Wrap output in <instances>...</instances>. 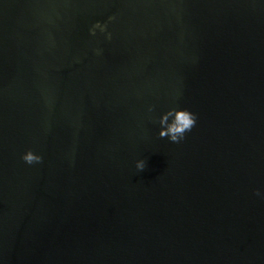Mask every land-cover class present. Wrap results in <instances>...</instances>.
Here are the masks:
<instances>
[{
    "label": "water",
    "instance_id": "95a60500",
    "mask_svg": "<svg viewBox=\"0 0 264 264\" xmlns=\"http://www.w3.org/2000/svg\"><path fill=\"white\" fill-rule=\"evenodd\" d=\"M256 190L264 0H0V264H264Z\"/></svg>",
    "mask_w": 264,
    "mask_h": 264
},
{
    "label": "clouds",
    "instance_id": "9594fccd",
    "mask_svg": "<svg viewBox=\"0 0 264 264\" xmlns=\"http://www.w3.org/2000/svg\"><path fill=\"white\" fill-rule=\"evenodd\" d=\"M171 117L169 120L168 118ZM196 123V114L184 107H170L161 118V124L164 127L159 131L161 137H167L169 141L178 143L183 141L185 133L191 131ZM21 159L27 163H39L42 158L31 150H26L21 154ZM137 168H143V162H137ZM256 195L264 197L260 191L256 190Z\"/></svg>",
    "mask_w": 264,
    "mask_h": 264
}]
</instances>
